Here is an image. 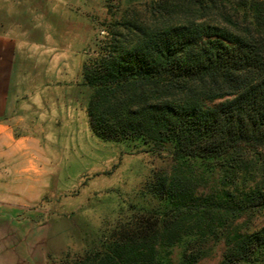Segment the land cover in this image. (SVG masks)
Returning a JSON list of instances; mask_svg holds the SVG:
<instances>
[{
	"label": "trees",
	"instance_id": "16d2710c",
	"mask_svg": "<svg viewBox=\"0 0 264 264\" xmlns=\"http://www.w3.org/2000/svg\"><path fill=\"white\" fill-rule=\"evenodd\" d=\"M148 12L152 25L109 41L83 78L95 136L173 145L176 166L153 184L166 213L73 264H161L165 246L207 235L225 246L219 264H264V0H154ZM200 260L195 248L179 264Z\"/></svg>",
	"mask_w": 264,
	"mask_h": 264
},
{
	"label": "rangeland",
	"instance_id": "374dc122",
	"mask_svg": "<svg viewBox=\"0 0 264 264\" xmlns=\"http://www.w3.org/2000/svg\"><path fill=\"white\" fill-rule=\"evenodd\" d=\"M154 0H50L48 30L37 75L27 76L21 117L9 153L0 150V264H73L101 256L104 245L140 217H163L154 193L158 176L174 166L171 143L95 136L87 114L90 87L83 69L109 41L151 26ZM149 20V21H148ZM37 89V90H35ZM1 149V148H0ZM5 151V149H4ZM208 173L202 191L214 186ZM259 224V223H258ZM184 236L161 251V264L201 252L198 264H219L223 242ZM192 244V245H190ZM195 247V248H194Z\"/></svg>",
	"mask_w": 264,
	"mask_h": 264
},
{
	"label": "crops",
	"instance_id": "0c3cea01",
	"mask_svg": "<svg viewBox=\"0 0 264 264\" xmlns=\"http://www.w3.org/2000/svg\"><path fill=\"white\" fill-rule=\"evenodd\" d=\"M50 0H0V150L7 154L16 135L12 122L21 117L27 76L37 75L48 22L45 7ZM37 90V89H35ZM20 119V118H19ZM21 120V119H20ZM5 149V151H4ZM14 151V149H12ZM6 205L0 203V216Z\"/></svg>",
	"mask_w": 264,
	"mask_h": 264
}]
</instances>
